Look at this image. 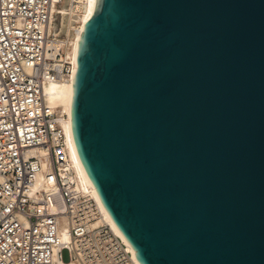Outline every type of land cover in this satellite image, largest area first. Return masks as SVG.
<instances>
[{"label":"water","instance_id":"obj_1","mask_svg":"<svg viewBox=\"0 0 264 264\" xmlns=\"http://www.w3.org/2000/svg\"><path fill=\"white\" fill-rule=\"evenodd\" d=\"M71 126L139 264H264V0H96Z\"/></svg>","mask_w":264,"mask_h":264},{"label":"built area","instance_id":"obj_2","mask_svg":"<svg viewBox=\"0 0 264 264\" xmlns=\"http://www.w3.org/2000/svg\"><path fill=\"white\" fill-rule=\"evenodd\" d=\"M62 2L0 0V264H138L98 202L78 191L66 117L44 102L46 83L73 74L52 29Z\"/></svg>","mask_w":264,"mask_h":264},{"label":"bare ground","instance_id":"obj_3","mask_svg":"<svg viewBox=\"0 0 264 264\" xmlns=\"http://www.w3.org/2000/svg\"><path fill=\"white\" fill-rule=\"evenodd\" d=\"M96 7V0H63L59 7V13L54 17L52 25L53 34L63 37V41H59L57 46H67V55L73 65V74L70 80L52 81L46 83L43 87L44 102L55 109L58 114L65 116L66 120L62 123L66 136L68 165L67 170L72 172V178L76 183L78 191L90 197H93L99 204L105 218L111 224L115 232L124 240L135 257L134 250L122 237L110 216L106 212L101 200L89 180L82 163L78 157L76 146L72 134L71 126V102L73 95V75L76 69V61L78 54V40L82 35L83 26L93 16ZM60 21V26L56 23ZM59 38V37H58ZM60 240L64 243L70 241V232L67 226L59 228ZM138 263V261H137ZM63 264V263H61ZM139 264V263H138Z\"/></svg>","mask_w":264,"mask_h":264},{"label":"rangeland","instance_id":"obj_4","mask_svg":"<svg viewBox=\"0 0 264 264\" xmlns=\"http://www.w3.org/2000/svg\"><path fill=\"white\" fill-rule=\"evenodd\" d=\"M61 21V20H60ZM60 21H59V19L57 20V24L59 25V27H61L60 26ZM62 259H63V261L65 262V263H67V262H69V260H70V256H69V253H68V251H63V253H62Z\"/></svg>","mask_w":264,"mask_h":264}]
</instances>
